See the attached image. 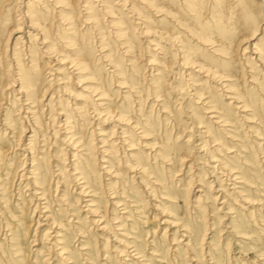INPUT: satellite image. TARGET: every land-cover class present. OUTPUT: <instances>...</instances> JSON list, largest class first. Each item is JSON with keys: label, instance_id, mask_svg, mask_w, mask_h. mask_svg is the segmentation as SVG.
I'll return each mask as SVG.
<instances>
[{"label": "rangeland", "instance_id": "374dc122", "mask_svg": "<svg viewBox=\"0 0 264 264\" xmlns=\"http://www.w3.org/2000/svg\"><path fill=\"white\" fill-rule=\"evenodd\" d=\"M82 1L84 0H80L79 3ZM196 1L199 4L195 9L196 13L193 12L192 15V12L190 13L189 10V13H187V10L183 7L186 14L182 9L183 12L180 10L178 13L179 17H184L183 20L185 19L184 22L186 25L194 29V31H199L202 24H207L210 29L208 36L212 42H197L199 41L197 40V36L194 39L192 35L193 38H191L189 33L182 32L173 24H169L171 33L173 35H181L180 40L184 43L191 58H198V60L206 63L211 69L218 71L220 75L231 76V81H225L226 84L230 82V85L236 88L234 92L244 96L245 100L251 105V115L241 111L238 113V110L235 108L237 107V103L230 98H225L226 96L231 97L232 93L222 91L221 87H219L216 82H212L208 80V78L201 76L200 73L195 72L197 69L194 71L188 69L184 72L185 69L177 65L179 57L176 56L175 51L172 50L169 45L164 44V40H160L159 44L165 51L164 59L168 62L167 64L171 67L172 71L168 72L165 78H162L160 82L157 81V76L155 75L156 70L154 69L155 62H153L154 58H152V56L155 55L156 57L159 55L158 58L156 57L158 61L163 60V56L158 53V50H154L155 46H151L147 42L152 40L153 37L140 36L141 28L135 27L133 19L130 18L131 14L121 10L117 11L116 17L122 18L125 22L124 26L130 29L129 34H131L133 37L132 39L135 41L133 52L126 54L120 44L128 38L121 40V38H117L116 35H112V32L115 30L108 26V21L111 18H107L104 15L105 17L102 18L101 23L97 27L98 29L101 28L102 33L106 35L104 40V45L106 46H104V48L108 49V51L104 53L110 54L111 52V60L119 64L120 69L126 72L123 76V79L127 82L125 84L126 88H120L123 87L121 85L120 87L115 86L118 83L116 81L120 79H117L115 75L109 72L111 70L109 65H106L101 59L99 60V50L101 46L99 43L100 35H98V31L94 28L88 31L85 30V24L81 21L83 14L77 18L76 23L83 27V36L85 37H82L83 40L81 39V42L82 45H84L83 47H85L86 54L90 57L92 69L96 72L98 77L102 78V82L106 85L105 90L108 91L107 102L109 107L114 111V115L123 112L132 118L131 122L136 121L139 122L140 125L145 124V129L151 133V139H141L134 132H129L127 125H122L117 122H110L109 124L99 126L105 130L104 132L106 134L110 135V133L113 131L115 132L116 129L113 125L119 124L118 127H121V130L128 131L127 135L130 138L129 140L136 143V148L131 151L132 154L135 155V158L130 159L128 157L122 158L125 150L123 152V149H118L119 141L116 136L110 140L112 142L117 140L111 144L112 147L110 148L115 151L111 161L115 165V171L118 172L116 176L118 179L110 178L106 173H102L98 160L99 153L97 150L92 149L96 142V136L95 134H91V131L97 127L96 124L98 120H95L96 118L92 119L89 115H86V107L83 106L85 105V101L90 100L89 93L83 91V88L86 86H93V84L90 83L91 81L81 78L76 79L78 75L75 74L69 80H64L62 82L63 84L57 85V83H53L50 92L47 94L48 99L51 97L54 90H58L59 86L67 87V90H65L66 93L58 90L57 95L58 97L61 96L63 101L60 102L58 100L59 98H55V101L60 102L61 108H57L59 104L53 102L56 104L54 107L56 109H52V115H55L57 110H64L66 115L70 117V134H76V137L83 141L86 148L88 150L91 149L88 156L82 155V157L88 158L87 163L90 166L86 174L89 182L96 191L97 197H94V199H96L107 218L108 215L111 216L110 218L113 216L111 211L115 209V207L112 203L116 202L118 199L123 200L120 198V195H124V197L128 196L132 201H141L142 203L139 205H143V208L140 214L143 216L145 215L149 219L154 217V215L157 216V218L149 220V222L146 223V227H143L141 224L142 217L135 215L137 218L133 217L134 228L126 225L123 229L124 231L119 230L120 232H118V234L116 230L111 229L112 225L109 224L112 235L108 237L109 235L107 233L99 229L97 230L94 225L89 223L88 219L84 220L85 217L89 216L85 211L86 207H83L86 203L82 202L80 208L75 205L76 199L79 196L77 193H79L80 190L76 189V191L73 192L76 186H74L70 179L66 178L64 180L65 185L63 184L67 187L66 203H71V210L78 209L77 217H80V223L82 227H84L86 233L84 237L76 236L79 241L72 247L73 254L82 264L88 263L81 260L79 256L80 251L77 250V246L81 247L79 243H89L92 250H98L93 256V264H122L123 262H120V258L117 254H119L120 250H123V245H127V242L133 240L126 237L136 238V243L144 249L145 258L149 260L151 264H197V262L193 261V259L197 258L194 256L201 257L204 250L211 249L214 250H211L212 254L216 255L215 252H217L223 255V260L220 261V264H264V70L259 66L257 60L250 61L246 59V57L254 51L252 47L247 50V53L243 52V49L248 44L254 45L259 40H261V42L264 41V35L260 32V29L259 32L256 33L257 36L255 39L248 37L257 27L258 23L257 21L254 22V20L258 19L260 23L263 0H251L253 6L252 12L244 17H242V12H240L241 6H239V4L237 5L239 0ZM15 3L16 0H12V4ZM76 11L77 13L81 11L80 5H78ZM17 14L18 11L15 12L12 10L10 17L15 18ZM136 16L137 15H135V18ZM153 18L156 17L154 16ZM106 19H108V21H106ZM55 25V22L52 23L50 32L53 36L52 38H55L57 41L56 36L53 35L56 30ZM12 26V23L9 24L7 30ZM179 32L180 34H178ZM21 34L22 32H18L17 35L13 37L11 40L12 44L10 42L11 46H13L15 38ZM2 37L3 40H7L8 31H4ZM28 45L19 44L15 46V55L12 56V59L8 57V52L5 54L0 53V85L11 81L13 66L9 69L7 65H10L11 62H27L26 58H28L29 55L27 51H31V49L25 50L24 48ZM58 45L59 48L63 50L60 42ZM215 49H220L222 52L225 51L228 55L224 56L221 53L225 58L223 56L221 57L218 52H212ZM250 50H252V52H249ZM62 54L64 53L55 51L46 56H40L38 64H41L43 69L38 72L39 81L37 89L39 92H42L46 87V78L50 75L49 79H51L55 74L52 68L56 69L58 66H61L60 68L63 69V64L61 65L58 62V58H61ZM224 54L226 55V53ZM45 62H50V66L44 64ZM150 62L154 65L149 64ZM255 62L257 64H255ZM252 67H255L254 71L251 69ZM136 70H138L139 73ZM251 70L253 73L250 72ZM68 71L69 70H63L62 73L64 77L70 75ZM71 71H73V69H71ZM73 73H76V71ZM190 73L192 74V81L195 80V83L199 85L196 89L203 93L200 99L193 95L194 91L190 87V77L187 75ZM57 75L58 78H62V75ZM82 76L85 77V75ZM251 76L257 77L256 80H252V83L249 82L252 79ZM12 86L13 88H18L16 83H13ZM171 87H174L172 91ZM13 88H10V90ZM10 90H7V92ZM157 95L160 96L156 97ZM18 96L19 95H17V97ZM156 99H158V101H156ZM6 102L4 101L3 104H1L0 109V135L3 129H5V127H3L5 122L9 123L13 121L15 124L12 128L13 133L3 138L0 136V143L4 145L5 148L15 147L17 144L15 138L19 135V131L21 128L25 130V133L22 134L21 145L18 146L17 150H9L0 161L1 180L9 187L14 179V170L22 165L24 159H28L25 164L26 169H31V155L25 151L23 152L22 149H27L26 144L29 142V136L32 132L23 124L22 120H18L20 115L24 116L26 113L20 112L19 115H16L17 113L14 111L9 114L6 109L9 108L12 103L11 101ZM47 102L48 100L44 101L45 104H47ZM76 103L77 106H74ZM19 105L20 103H16L15 108ZM75 107H78V110H74L73 108ZM15 108L13 110H15ZM211 108L229 116L230 120L233 122V127L224 129L222 126L219 127L217 124L213 123L209 118L211 117V113H208ZM90 111L92 112V110ZM47 113L48 111L45 113L47 116L46 118H49L50 115ZM91 115L94 116L93 113H91ZM242 117H244L246 121L243 120ZM46 118L44 115L40 116L39 121L43 123V125L41 124L42 127L38 126V131L34 138L35 143L32 144L30 149L32 150V156L38 154L39 157H42L44 154L48 158L49 162L44 164H41V161L37 160V162H40L44 167L45 170L42 171L45 172L47 167L51 166L52 155H55L59 160L58 164H60V166H63L64 162L67 161L64 160L65 156L61 157V153H57L62 152L61 150L66 147L61 142L63 136L60 135L63 131L56 134V136H51L53 134L52 130H58L59 127L55 124L50 125L49 122L48 124L47 121L49 119ZM64 118L65 117H62V120ZM247 119L250 121H247ZM199 120L202 121V123H199ZM31 124V129L36 130L35 126ZM61 124H63V121ZM117 130L120 132V129ZM206 130L209 131V136H205L204 131ZM140 131L141 129L137 130V133ZM4 132L8 131L5 130ZM25 135L27 136L25 137ZM43 135L47 137L45 146L49 147L50 150L40 153L39 149L41 148L40 145L43 144ZM9 137L11 138L9 139ZM216 138H219L220 141L213 142ZM154 142H157L154 149L158 151L159 156L155 155V152L150 150L153 148L151 144ZM218 142L219 144H215ZM203 145L205 146L201 148ZM220 145L223 146L224 149H221ZM98 146H101V144L98 143ZM227 147L229 148L227 149ZM127 148L126 146V149ZM213 149H217L220 155L215 153ZM165 152L170 154V165H166L165 162H168V160L162 156V153ZM24 155H26V157ZM210 156H215V159L220 161V165L224 166L223 164L226 163V167H231L234 171H237L233 174L238 178H227L226 175H221L220 172H225L224 169L218 166L217 162H211ZM72 158L73 157H70V160H72ZM119 159H121V161L118 163L117 160ZM133 162H141L145 165L146 171H144V175L127 171L128 165H131ZM84 166L85 164L80 162L79 167L84 168ZM214 166H217L218 172H216L214 168L208 169ZM135 174L136 177H134ZM203 174L205 176H203ZM27 175L29 176V174ZM65 175H67V173L63 176ZM214 175L222 179V182L220 181L222 183V188L219 187L220 182H214L212 189H210V184H208V182H212ZM46 176L48 178L49 174ZM51 177L52 180L55 178L53 176ZM190 179H192L194 183L189 188L188 182ZM25 181L27 180L23 179L21 181L17 177L14 187L15 193L18 192L19 189H21V187L18 188V184L21 182L20 186H22V190L26 191L24 192L26 196L23 195L19 199L22 203L26 201L24 202V206L17 200L18 195H15V197L14 195L11 196L14 192H10V190H8L5 196L6 199H9V201H7V206L0 202V264H47L48 255L46 254H48V252L51 257V259H49L50 264H57L56 262L61 263V259L57 257L54 251L48 250L47 248L49 246L48 239H45L43 236L47 230V224L44 220L43 213L37 211L35 216L32 217L31 209H34L33 204L35 200H26L31 197L32 191L26 190V188L24 189V184L27 183ZM56 181L57 178H55L54 182ZM154 181L167 186V190L157 189L159 186L156 185V189L149 195L148 191L155 188V185H153ZM58 186L59 193L57 196L60 198L62 194L65 193V187L62 186L61 183H59ZM145 186L148 189L145 190ZM50 187L52 188L49 193V199L52 202L51 210L57 213L59 208L66 209V206L63 205L61 201H55L57 200L56 196H54V189L56 186L52 183ZM234 187L238 190L236 191L237 194L233 192L232 188ZM197 190L204 192H199ZM221 190H223L224 193H222ZM199 193H204L203 195L209 198H200ZM163 194L177 197L176 201L178 202L173 203L163 200L161 198ZM112 196H116V198L110 199ZM216 196H218L217 201L214 200ZM85 198V200H89L92 197L89 196ZM222 201H225L223 207ZM2 204H4L5 207H3ZM131 204L133 203L131 202ZM196 204H198V210L194 208V206H197ZM44 205H46V203L42 204V206ZM156 205H158V208H154ZM228 208H231L230 212ZM129 209L130 208H128V210ZM120 210H123L122 207H120ZM12 212L18 215L16 219L13 218ZM61 214L64 218L70 217V219L77 220L72 216H68L67 210ZM121 215L122 214L118 213L120 217L119 220L123 221ZM127 215L128 214H125V217ZM40 216L43 218L39 219ZM197 216L198 222L195 221ZM37 219L41 221L42 226L35 232L34 229L37 227L35 220ZM175 219L187 221V223L193 227V230L201 234H203L206 229L203 245L195 246L194 242V249L189 251L185 250V246L183 247V245L179 244L178 247H173V250L176 248L178 249L180 254L178 257L173 255H177V251L175 253L174 251L167 250L171 245L169 244V240L162 235L165 228H168V225L161 223L164 220L171 222ZM31 220L34 221L30 227V231H27ZM8 223H10V226H6ZM235 223H241V228L248 234L237 233L234 228ZM114 225L116 226L118 224L116 223ZM72 226L73 224L67 223V227H69L68 233L70 231H75ZM75 226L77 227L79 224H75ZM102 226L103 224L100 227ZM157 226L158 231L153 233V230ZM9 227L15 231L19 242L28 245L27 250H25V253H28V260H25L24 263L17 262L20 256L14 251V247L10 241L11 239H9V232L6 230ZM130 229H132V232ZM149 230L150 232L146 234ZM50 232L54 234L52 230ZM172 232L174 231H170L169 235L172 234ZM123 235H126V237ZM153 237L155 238L154 246L151 244ZM179 238L182 237L180 236ZM50 241H53V239ZM185 242H187V240H185ZM104 246H106L107 262L104 260L106 257L104 251L101 252ZM155 248L159 249V257H153L149 254L152 249ZM125 257L128 259V264H131L133 258L131 256ZM163 257H165V259H163ZM43 259H45V261ZM34 260L36 261L33 262ZM156 260L161 262H156ZM207 260H210L207 255L197 259L200 264H209ZM142 262H145V260H142Z\"/></svg>", "mask_w": 264, "mask_h": 264}, {"label": "bare ground", "instance_id": "6f19581e", "mask_svg": "<svg viewBox=\"0 0 264 264\" xmlns=\"http://www.w3.org/2000/svg\"><path fill=\"white\" fill-rule=\"evenodd\" d=\"M79 2L80 0H16V3L12 4V0H0V53L5 54L6 52H8L7 54L8 57L12 59V56L15 55L14 53L15 46L19 44H22V45L29 44L24 49L25 50L31 49V51H27L29 53L28 58H26L27 62H18V63L11 62L10 65H7L9 69L13 66V70L11 71L12 78H11V81H9L8 83L0 85V109H1V104H3L4 101L5 102L11 101L12 105H10L9 108L6 109V111L9 112V114L10 112L15 111L17 113L16 115H19L20 112L26 113L24 116L20 115V118L18 120H22L23 124L27 126L30 132H32V134L29 136L30 137L29 142L26 144L27 149H22L23 152L25 151L31 155V159H30L31 169H26L25 164L27 163L28 159H24V162L22 163V165L20 164L21 166L17 167L14 170V179L9 187L6 185V183L2 182L1 176H0V202L4 203L7 206L8 204L7 201H9V199H6L5 196L8 190H10V192L11 191L14 192V194H11V196L14 195L15 197V195H18L17 200H19L23 195L26 196L24 193L26 191L22 190V186H20L21 182L18 184L19 186L18 188L21 187V189H19L18 192L15 193L14 187L16 185L15 180L17 177L21 181L23 179L27 180L25 181L27 183L24 184V189L26 188V190H29L32 192H31V197L26 200L28 201L35 200L33 204L34 209L33 210L31 209L32 217L35 216L37 211L43 213L44 220L46 221V224H47V227H46L47 230L43 236L45 239H48V244H49V246L47 247L48 250H53L54 253L57 255V257L61 259V263L56 262L57 264H82L79 260L76 259L75 255L73 254L72 247L76 242L79 241V239H77L76 236L84 237L86 234L84 227H82L80 223L81 221L80 217L79 216L77 217L78 209L71 210L70 208V206H72L71 203L70 204L66 203L67 202L66 200L67 187L64 186L65 185L64 180L66 178L70 179L71 182L74 184V186H76L73 192H75L76 189L80 190V192L77 193L79 196L76 199L75 205L79 206L80 208L82 206V202L86 203V205L83 207H86L85 211L87 212V214H89V216L85 217L84 220L88 219L89 223L94 225L97 230L99 229L107 233L109 235L108 237H111L112 235L111 229L116 230V233L118 234V232H120L119 230L124 231L123 229L125 228L126 225H128V227L130 226L131 228H134L133 217H136L135 215L142 217L141 224L143 225V227L147 226L146 223H148L149 220H153L154 218H157V216L154 215V217L149 219L147 218V216L145 215L143 216L142 214H140L143 208V205H139V204H141L142 202L132 201L131 198H128V196L124 197V195H120V198H122L123 200L118 199L116 200V202L112 203L113 206L115 207V209L111 211V214L113 216L112 218H110L111 216L108 215V218H107L106 214L103 213V211L101 210V207L98 205L96 199H94V197H97L96 191L91 185V183L89 182L88 176L86 174V171H88L89 166H90L87 163L88 158L82 157V155L88 156V153L89 151H91V149L88 150L86 148V145L83 143V141L79 139L78 137H76V134H70V131H69L70 130V126H69L70 117L66 115L64 110L62 109L57 110L55 115H52V109H56L54 107L56 106L57 103L59 104L57 108H61L60 102L63 101V99H61V96L58 97L57 95L58 90L63 93H66L65 90H67V87L59 86L58 90H54L51 97L48 99L47 94L48 92H50L51 86L53 83H57V85L63 84L62 82L64 80L66 79L69 80L75 74L78 75L76 79L81 78V79H88L91 81L90 83H92L93 86H86L85 88H83V91H86L89 93L88 95L90 98L89 101H85V105L83 106L86 107V111H85L86 115H89L90 118L92 119L96 118L95 120H98L96 124L98 128L96 127L91 131V134H95L96 136V142L92 149L97 150V152L99 153L98 160L100 163V169L102 170V173H106L107 175L110 176V178L118 179V177H116L118 172L115 171V165L111 161L112 155L115 154V151L112 150V148H110L112 147L111 144H113L115 141L118 140L119 141L118 143L119 145L117 144L119 146L118 149H123V152L125 150V153H123L122 158L124 157H128L130 159L135 158V155L132 154L131 151L134 150V148H136L135 147L136 143L131 142V140H129L130 138L127 135L128 131L121 130L122 128L118 127L119 124L127 125L128 126L127 129H129V132L131 133L134 132L141 139H151L150 137L151 133L145 129L146 128L145 124L140 125V123L136 121H132L134 122L132 123L131 122L132 118L128 116V114H125L123 112H119L114 115L113 113L114 111L109 107V104L107 102L108 101L107 99L108 91L105 90L106 85L104 82H102V78L98 77L96 75V72L93 71L90 57L86 54L85 47H83L84 45H82V42H81L82 37H85L83 36L84 35L83 27L76 23L77 18H79L81 14H83L81 17V21L85 24L84 26L85 30L88 31L89 29L94 28L96 31H98L97 32L98 35H100L99 43H100L101 49L99 50L100 51L99 60L101 59V61H103L106 65H109V68L111 69L109 72L115 75L117 79H120L116 81L118 83L115 86L120 87L121 85L123 87H120V88H126L125 84L127 82L126 80L123 79V76L125 75L126 72L120 69L119 64L111 60V57H110L111 52L110 54L104 53L108 51V49L104 48V46H106L104 45V40H105L106 35L102 33L101 28L98 29L97 27L101 23L103 17L106 16L107 18H111L109 21L108 19H106V21H108V24H109L108 26L111 27L113 30H115L112 32V35H116V37L121 38V40L128 38L127 40L122 41L120 44L122 45L126 54L133 52L135 48V41L132 39L133 37L131 36V34H129L130 29L124 26L125 22L123 21L122 18L116 17L117 11L121 10V11H125L126 13L129 12L131 14L130 15L131 17L130 16L129 17L133 19L135 27L137 26L141 28V33L139 32L140 36L153 37L152 40L147 39L149 40L147 42L149 43V45L155 46L154 50L155 51L158 50V53H160L161 56H163L162 57L163 60H160V61L157 60L159 55L156 56L157 58L155 57V55L152 56V58H154L153 62H155L154 69L156 70L155 75L157 76V79H156L157 81L160 82L162 78H165L168 72L172 71L171 67L167 64L168 62L164 59L165 51L162 48V46H160L159 44L160 40H164V44L169 45L172 48V50L175 51L176 56L179 57V61L177 65L181 67L182 69H185L184 72H186L188 69H192L193 71L197 69L195 70V72L200 73L201 76L208 78V80L212 82H216V84L219 85V87H221L222 91L224 92L227 91V92L232 93L231 97L226 96L225 98H230L234 102L237 103L236 104L237 107L235 108L238 110V113L241 111V112H245L246 114L251 115L250 114L251 105L245 100L244 96L238 95L237 93H235L234 90H236V88L234 86H231L230 82L226 84L225 81H231L230 80L231 76L229 75L225 76L222 74L221 76L220 74H218L219 73L218 71L211 69L209 66H207L206 63L198 60V58L197 59L191 58L184 43L180 40L181 35H173L171 33L169 24H173L175 27H177L178 30H181L182 32L189 33L191 38H193L192 35L194 36V39L197 36L198 38L197 40H199L197 42H200V41L210 42L211 41L210 37L208 36V32L210 31V29L207 24H202L199 31H194V29L186 25V23L184 22L185 19L183 20L184 17L183 18H181L182 16L179 17L178 13L180 12V10L181 12H183L184 8L187 10V13H189L188 12L189 10L190 13L192 12L191 14L193 15V12H195L197 5H199L196 0H90V1L84 0L81 3ZM263 3H264V0H263ZM263 3H262V10H261L262 12L260 14V17H261L260 23L258 19L254 20V22L257 21L258 24H257V27L252 31V33L248 36L249 38L255 39L257 36L256 33L259 32V29H260V32H262L264 35V6H263ZM238 4L239 6H241V10L240 9L239 10L240 12H242V17L248 16V14L252 12L253 6H252L251 0H239V2H237V5ZM78 5H80V9H81L79 13H77L76 11ZM12 10H14L15 12L18 11V14L15 18L10 17ZM135 15H137L136 18H135ZM153 15L156 18H153L154 17ZM54 22L56 24L55 25L56 30L53 35L56 36L57 41L55 40V38H52L53 36L51 35V32H50L51 25ZM11 23L13 24V26L9 30H7L8 25ZM4 31H8L7 40H3L2 35H4ZM18 32H22V34L15 38L13 46H11L10 42L12 44L11 40L13 39L15 35H17ZM178 34H180V32ZM59 42L61 43V47L63 50L59 48V45H58ZM34 44L36 46H32V47L30 46ZM214 46H217V45H214ZM251 47L254 49V51L252 52V50H250L249 52H252V53L249 54V56L246 57V59L250 61L257 60V62H259V66H261L262 69L264 70V41L261 42V40H259L254 45L248 44L243 49V52L247 53L248 52L247 50L250 49ZM55 51L64 53L62 54L61 58H58L59 64L61 65L63 64V69L60 68L61 66H58L56 69L52 68V71L55 74L53 75L51 79H49L50 75L46 78L47 85L42 92H39V90L37 89L38 81H39L38 72L39 70L43 69V66L41 64H38L39 58L40 56H46L47 54H51ZM212 52H215V53L218 52L220 54L219 56L221 57L223 55L224 56L228 55L227 52L225 51L222 52L220 49H215ZM224 53H226V55ZM151 62L149 64L154 65ZM44 64H46L47 66L48 65L50 66V62H45ZM255 64L257 63L255 62ZM71 69H73V71H71ZM251 69H253L254 71L255 67H252ZM63 70H69L68 72L70 73V75L67 77H64L62 73ZM75 71L76 73H73ZM136 71L139 73L138 70ZM253 71L251 70L250 72L253 73ZM57 74L62 75V78H58ZM82 75H85V77ZM187 75L190 77L189 78L191 81L190 87L194 91L193 95L197 97L198 99H200L203 93L199 92L196 89L199 85L195 83V80L192 81L191 73ZM251 78L252 79L249 82L252 83L253 82L252 80H256L257 77L251 76ZM13 83H16L18 88H13L12 86ZM10 88H13V89L10 90ZM173 89L174 87H171V91ZM7 90H10V91L7 92ZM17 95L19 96L17 97ZM159 96L160 95H157L156 97H159ZM55 98H59L58 100L60 102L55 101ZM45 100H48L47 104L44 103ZM156 101H158V99H156ZM53 102H56V104H54ZM16 103H20V105L15 108ZM74 106H77V103L74 104ZM14 108L15 110H13ZM73 109L78 110V107H75ZM206 109H209V108H206ZM90 110H92V112ZM46 111H48L47 114L50 115L49 118H46L47 117L45 114ZM91 113H93L94 116H92ZM208 113H211V117H209L211 121L217 124L219 127L222 126L224 129H226L227 127H233V122L230 120V117L223 114L222 112H219L218 110L216 111L215 109L211 108V110ZM41 115L42 116L44 115L46 119H49L47 123L49 122L50 125L55 124L57 127H59L58 130H52L53 134L51 136H54V135L56 136V134L63 131L61 132V135H60V136H63L61 142L66 146L61 150L62 152H57V153H61L62 155L61 157L65 156L64 160H67V161L64 162L63 166H60V164H58L59 160L55 157V155H52L51 156L52 158L51 166L47 167L46 172L42 171L45 169L41 165L42 163L44 164L46 162L47 163L49 162L46 155L43 154L42 157H39L38 154L32 156V152H31L32 150H30L32 144L35 143L34 138L36 137L38 126H41V124L43 125V123L39 121V118ZM62 117H65V118L62 120ZM242 119L246 121L244 117H242ZM111 120H114V121H111ZM248 120L249 119H247V121ZM62 121H63V124H61ZM110 122H117L119 124L113 125V127L116 128L115 132L113 131L109 135V134H106L104 132L105 130L99 126L109 124ZM198 122L202 123V121L200 120ZM31 123L35 126L36 130L31 129L30 127ZM14 124L15 122L13 121L9 123L5 122L3 125L5 129H3L0 136H2L3 138L6 135L9 136L8 134L13 133L12 128ZM117 129H120V132H118ZM139 129H141V131L139 132L140 134L137 133V130ZM5 130H7L8 132H4ZM24 133H25L24 128H21V130L18 133L19 135L15 138V140L17 141L16 142L17 144L15 145V147L5 148L4 145L0 143V161L3 158V156L7 152H9V150H12V149H14V151L17 150L18 146L21 145L22 134ZM204 133H205V136H209L210 134L208 130L204 131ZM26 136L27 135H25V137ZM114 136L117 137V140H115L114 142L110 141L112 138H114ZM10 138L11 137H9V139ZM46 140H47V137L43 135L42 136L43 144L40 145L41 148L39 149L40 153H44L45 151L50 150L49 147L45 146ZM218 140L219 138H216L213 140V142H216ZM98 143L101 144V146H98ZM215 144H219V142ZM156 145H157V142H154L153 144H151V147L153 148H151L150 150L152 152L154 151L155 155L159 156L158 151L154 149ZM126 146L128 147L127 149H126ZM204 146L205 145H203L201 148H203ZM222 148L223 146H221V149ZM228 148L229 147H227V149ZM213 151L220 155L217 149H213ZM24 156L26 157V155ZM162 156L163 158L168 160V162H165L166 165L168 164L170 165V161H171L170 154L168 152H165V153H162ZM70 157H73L72 160H70ZM210 158H211L210 159L211 162H217L218 166H221V168L224 169L225 172H220L221 175H226L227 178L228 177L238 178L237 176H235V174H233L234 172H237V171H234L233 168L226 167L227 166L226 163L223 164L224 166L220 165V161H217V159H215V156H210ZM37 160H40L41 164L40 162H37ZM120 161L121 159L117 160L118 163ZM80 162L85 164L84 168L79 167ZM128 166L129 167H127V171L132 172V173H141L144 175V171H146L145 165H143L141 162H137V163L133 162L131 165H128ZM210 168L212 169L214 168L216 169V172H218L217 166L209 167L208 169ZM65 173H67V175L63 176ZM27 174H29V176ZM47 174H49L48 178L46 176ZM51 176L57 178V181L54 182L55 178L52 180ZM203 176L205 175L203 174ZM134 177H136V174L134 175ZM221 180L222 179H220L218 176L214 175L212 182L211 183L208 182V184H210V189H212L214 182L218 183ZM156 181L153 182V185H155V188L150 189V191H148L149 195L156 189V185L160 187V188L157 187V189L167 190V186L163 184H159ZM221 182L219 184V187L222 188ZM52 183L53 185L56 186V188L54 189L55 190L54 196H56L57 200L55 201L57 202L61 201V203L66 206V209L59 208L57 213L51 210L52 202L49 199L50 189H52L50 186ZM59 183H61V185L65 187V191H64L65 193H63L60 198H58L57 196L59 193V190H58ZM193 183L194 181L190 179L188 182L189 188ZM146 186H145V190L148 189ZM232 189H233V192L237 194L236 192L238 191L237 188L234 187ZM199 192H204V191H199ZM221 192L224 193L223 190H221ZM203 194L204 193H199L200 198L205 197ZM89 196L92 198H90L89 200H85L86 199L85 197H89ZM114 198H116V196H112L110 199H114ZM161 198L168 202H173V203L178 202L176 201L177 197H172L169 194H163ZM205 198L208 199L209 197H205ZM217 199H218V196L214 197L215 201H217ZM24 202L26 201H23L22 203L19 200V203L23 204V206H24ZM131 202L133 204H131ZM43 203H46V205L42 206ZM196 203H199V202H196ZM221 203L223 207L225 205V201H222ZM4 204H2L3 207H5ZM196 205L197 206H194V208L198 210V204ZM120 207H122L123 209L122 211L120 210ZM128 208L130 209L128 210ZM154 208H158V205H156ZM240 208L244 209L243 207H240ZM228 209L230 212L231 208H228ZM66 210L68 212V216H72L77 220L70 219V217L64 218V216L61 213L65 212ZM114 212H117V213H114ZM118 213L122 214L121 218H123V221L119 220L120 217L118 216ZM125 214H128V215L125 217ZM12 216L14 219L18 217V215H16L15 213H13ZM41 218L43 217L40 216L39 219ZM33 221L34 220H31V223H29V228L27 231H30V227ZM195 221L198 222V216L196 217ZM68 222L73 224L72 228L75 230L74 232L70 231L71 233L70 232L68 233V229H69V227H67ZM35 223L37 227L34 230L35 232H37L38 228L42 225H41V221L38 219L35 220ZM74 223L79 224V226L76 227ZM116 223L118 225L115 226L114 224ZM102 224L103 226L100 227ZM109 224L112 225L111 229H110ZM161 224L168 225V228H165L162 236L167 238L169 240V244L171 245L169 248H167V250L174 251L175 253L177 251L178 253L177 255L173 254L175 255V257H178V255L180 254L178 252V249L176 248L175 250H173L174 249L173 247L175 246L178 247L179 244L183 245V247L185 246V250H189V251H192L194 249L193 247L194 242H195V246L203 245V241L205 240V236H206L205 234L206 229L204 230L203 234H201L198 231L193 230V227H191V225H189L187 221H184L182 219H175L171 222L164 220L162 221ZM6 226H10V223H8ZM241 227H242L241 223L234 224V228L236 229L237 233L248 234L244 232ZM6 230L9 232V236H10L9 239H11L10 241L12 242V245L14 247V251L20 256L19 257L20 259L17 260V262L24 263L25 260H28V253L27 254L25 253V250H27L28 245H25L24 243L18 241L17 235L12 228L9 227ZM51 230L53 231L54 234H51L52 233L50 232ZM130 231L132 232V229H130ZM157 231H158V226L153 230V233H156ZM170 231H174V232H172V234L169 235ZM149 232L150 230L147 231L146 234H148ZM123 236L126 237V235H123ZM180 236L182 238H179ZM6 238H7V235H6ZM126 238L128 239L131 238L133 240H130V242H127L126 243L127 245H123V250H120L119 254H117V256L120 258L119 259L120 262H123L122 264H128V261H127L128 259L125 256H131L133 258V260L131 261V264H138V263L151 264L149 263L150 261L145 258L144 249L136 243L137 242L136 238H132V237H126ZM52 239L53 241H50ZM185 240H187V242H185ZM154 243H155V238L153 237V240L151 241L152 246H154ZM79 245L81 247L77 246L78 248L77 250L80 251L79 256L81 257V260H84L88 264H93L94 263L93 256L95 253L98 252V250H92L89 243H83V244L79 243ZM105 248L106 246H104L101 249V252L104 251L105 256H106L104 260L105 262H107L108 257L106 255ZM211 250H204V253L201 257L194 256L197 258L193 259V261L197 262V264H200V262H198L197 259L205 257L207 255L210 258V260H207L209 264H220V261L223 260V255L218 254L217 252H215L216 255H214L211 253ZM149 254L152 255L153 257L160 256L159 249L157 248L152 249V251ZM46 255H48L47 264H50L49 259H51V257L49 256V252ZM163 259H165V257H163ZM43 260L45 261V259ZM142 260H145V262H142ZM35 261L36 260H34L33 262ZM156 262L160 263L161 261L156 260Z\"/></svg>", "mask_w": 264, "mask_h": 264}]
</instances>
